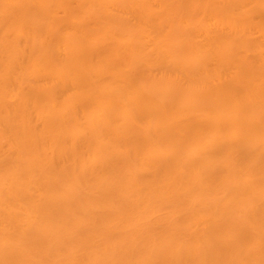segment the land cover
<instances>
[{
	"label": "bare ground",
	"instance_id": "bare-ground-1",
	"mask_svg": "<svg viewBox=\"0 0 264 264\" xmlns=\"http://www.w3.org/2000/svg\"><path fill=\"white\" fill-rule=\"evenodd\" d=\"M0 264H264V0H0Z\"/></svg>",
	"mask_w": 264,
	"mask_h": 264
}]
</instances>
